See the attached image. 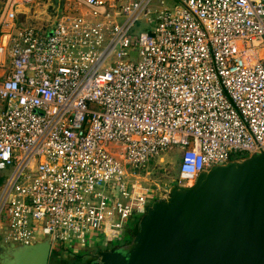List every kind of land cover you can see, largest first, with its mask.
<instances>
[{
  "label": "built area",
  "instance_id": "obj_1",
  "mask_svg": "<svg viewBox=\"0 0 264 264\" xmlns=\"http://www.w3.org/2000/svg\"><path fill=\"white\" fill-rule=\"evenodd\" d=\"M35 1L0 13L4 243L108 248L159 197L140 169L164 150L180 186L264 151V0H64L79 15L48 31L17 18Z\"/></svg>",
  "mask_w": 264,
  "mask_h": 264
},
{
  "label": "water",
  "instance_id": "obj_2",
  "mask_svg": "<svg viewBox=\"0 0 264 264\" xmlns=\"http://www.w3.org/2000/svg\"><path fill=\"white\" fill-rule=\"evenodd\" d=\"M64 0H51L61 16ZM51 246L0 243V264H49ZM89 264H264V151L172 185L145 209L130 243Z\"/></svg>",
  "mask_w": 264,
  "mask_h": 264
},
{
  "label": "rangeland",
  "instance_id": "obj_3",
  "mask_svg": "<svg viewBox=\"0 0 264 264\" xmlns=\"http://www.w3.org/2000/svg\"><path fill=\"white\" fill-rule=\"evenodd\" d=\"M49 0H39L35 1L34 3L23 5L18 9L17 13H22L19 15V19L22 24L24 25H31L34 26L42 31H48L55 21L59 19L57 15V10L50 12L48 10V7L51 5V2L49 1L46 6L45 2ZM164 1L166 4H172L175 2V0H153L152 5L153 7L159 6L160 2ZM5 0H0V13L2 10V6ZM76 4V3H73ZM70 3L66 7L63 6V10L61 12V15L66 16H75L79 15L78 11H72L69 8ZM23 8H27V11ZM24 13H30L28 16ZM19 21V22H20ZM137 55L134 53L131 56V61H138ZM113 147H117V150L120 151L122 144L119 143H113ZM183 149L180 146L173 147L171 149L164 150L160 153L159 157L161 158L158 161L156 159H150L146 163L145 170L144 168L140 169V174L144 175L146 172H148V175H144V177L141 179V184L148 188L152 189L155 188V184L158 186L157 188L160 189L159 197L164 196L165 193H167L168 189L174 185L177 181V172H178V166L181 161ZM247 158V157H246ZM245 159V158H244ZM242 159L234 160L239 161ZM134 168L128 167L126 168L127 173H131ZM2 174H4L6 177L9 176L10 170L3 171ZM133 180V179H131ZM131 182L128 183V192H130ZM120 202L122 205L127 204V200H124L122 197H120ZM148 203L151 204L149 201ZM141 216L139 218L135 216H131L126 224H125V230H126V242L130 243L132 240L131 233H135L137 223L139 222ZM1 220V217H0ZM117 220V218H115ZM2 228L0 227V243H2ZM4 243V242H3ZM67 246L62 248L61 252H51L50 256V263L49 264H82L85 261H89L90 259H95L97 254L104 250V248L101 246L100 241H94V245L90 246L89 243H87L85 246L82 245H75L73 242H68L66 244ZM83 259V260H82Z\"/></svg>",
  "mask_w": 264,
  "mask_h": 264
},
{
  "label": "flooded vegetation",
  "instance_id": "obj_4",
  "mask_svg": "<svg viewBox=\"0 0 264 264\" xmlns=\"http://www.w3.org/2000/svg\"><path fill=\"white\" fill-rule=\"evenodd\" d=\"M132 235H134V233H131ZM131 235V237H133ZM128 242H126V239L123 241V242H121V243H119V244H114V245H112V246H110V247H108V248H105L104 250H113V249H117V248H119V247H121V246H124V245H126ZM96 259V258H95ZM95 259H90L89 261H85V262H83L82 264H89L91 261H94ZM83 260V259H82ZM49 263H50V261H49Z\"/></svg>",
  "mask_w": 264,
  "mask_h": 264
},
{
  "label": "crops",
  "instance_id": "obj_5",
  "mask_svg": "<svg viewBox=\"0 0 264 264\" xmlns=\"http://www.w3.org/2000/svg\"><path fill=\"white\" fill-rule=\"evenodd\" d=\"M46 2H49V1H46ZM45 2V3H46ZM23 9H25L26 11H27V8H23ZM22 13H18L17 14V18H18V20L20 21V19H19V15H21ZM24 14H27L28 16L30 15V13H24ZM21 22V21H20Z\"/></svg>",
  "mask_w": 264,
  "mask_h": 264
},
{
  "label": "trees",
  "instance_id": "obj_6",
  "mask_svg": "<svg viewBox=\"0 0 264 264\" xmlns=\"http://www.w3.org/2000/svg\"><path fill=\"white\" fill-rule=\"evenodd\" d=\"M244 158H246V157H237V158H235V159H232V160H238V159H244Z\"/></svg>",
  "mask_w": 264,
  "mask_h": 264
},
{
  "label": "bare ground",
  "instance_id": "obj_7",
  "mask_svg": "<svg viewBox=\"0 0 264 264\" xmlns=\"http://www.w3.org/2000/svg\"><path fill=\"white\" fill-rule=\"evenodd\" d=\"M47 4H49V3H48V2H46V3H45V6H46Z\"/></svg>",
  "mask_w": 264,
  "mask_h": 264
}]
</instances>
